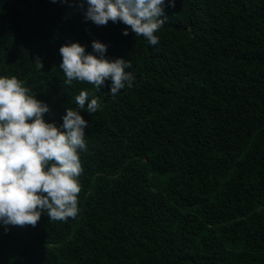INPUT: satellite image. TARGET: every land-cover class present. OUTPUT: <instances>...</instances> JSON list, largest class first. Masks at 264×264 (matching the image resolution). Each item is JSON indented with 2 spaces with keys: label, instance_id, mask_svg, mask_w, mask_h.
Masks as SVG:
<instances>
[{
  "label": "trees",
  "instance_id": "1",
  "mask_svg": "<svg viewBox=\"0 0 264 264\" xmlns=\"http://www.w3.org/2000/svg\"><path fill=\"white\" fill-rule=\"evenodd\" d=\"M164 16L153 46L78 0H0V76L57 126L81 90L101 105L81 111L77 216L0 225V264H264V0H175ZM93 40L131 63V88L64 83L60 47L98 56Z\"/></svg>",
  "mask_w": 264,
  "mask_h": 264
},
{
  "label": "clouds",
  "instance_id": "2",
  "mask_svg": "<svg viewBox=\"0 0 264 264\" xmlns=\"http://www.w3.org/2000/svg\"><path fill=\"white\" fill-rule=\"evenodd\" d=\"M78 2L85 20L97 26H106L109 21L123 23L124 35L130 29L153 46L159 43L155 33L165 23V3L175 7V0ZM92 49L99 55L86 54L85 47L78 42L60 47L59 68L66 85L79 81L100 90L110 80L109 94L113 97L126 86H133V75L125 71L131 68L128 60L106 58L107 45L98 40L92 41ZM34 62L38 69L44 67L39 57ZM74 100L78 107H68L63 123L57 126L44 118L50 112L47 103L37 99L15 76H0V225L5 231L9 226L35 227L43 213L50 221L77 216L79 177L83 172L80 153L88 152L85 129L89 126L81 111L90 116L101 105L99 97L89 100L85 90Z\"/></svg>",
  "mask_w": 264,
  "mask_h": 264
}]
</instances>
